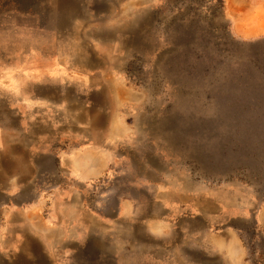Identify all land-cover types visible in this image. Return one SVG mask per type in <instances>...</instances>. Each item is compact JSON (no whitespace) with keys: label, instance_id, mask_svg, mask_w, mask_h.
<instances>
[{"label":"rangeland","instance_id":"1","mask_svg":"<svg viewBox=\"0 0 264 264\" xmlns=\"http://www.w3.org/2000/svg\"><path fill=\"white\" fill-rule=\"evenodd\" d=\"M211 193L264 203V0H0V264H180Z\"/></svg>","mask_w":264,"mask_h":264},{"label":"crops","instance_id":"2","mask_svg":"<svg viewBox=\"0 0 264 264\" xmlns=\"http://www.w3.org/2000/svg\"><path fill=\"white\" fill-rule=\"evenodd\" d=\"M69 161L71 163L70 168L72 166L81 168L92 163V161L84 158H73ZM72 177L73 182L83 183L91 179L92 175L89 176L86 170H79L73 172ZM73 206L77 209L79 204L73 203ZM66 207H71V205H66ZM76 209L73 211L75 214ZM178 211L180 213V215L177 214L179 221L175 226H171L174 228L170 230L175 240L174 247L176 250L174 253L178 256L175 263L264 264V203L259 204L251 214H248L246 207H242L238 212L234 210L233 213L235 214L233 215L230 196L222 193H211L203 206H199L198 201L191 197L181 202ZM92 214L94 219H98L96 213ZM50 215L54 214L50 213ZM250 219L255 221L251 232L257 238L250 242L242 241L240 234L247 230ZM69 220L68 218V223H70ZM213 224H219L220 228L211 230L210 226ZM122 226L129 227V224ZM99 227H101L100 223L98 224ZM132 227L134 226L132 225ZM163 231H167V227H164ZM126 238L129 239V235ZM65 242L69 244V241L63 238V245ZM179 255L183 257L180 259Z\"/></svg>","mask_w":264,"mask_h":264}]
</instances>
